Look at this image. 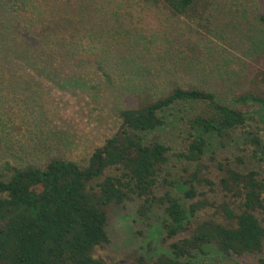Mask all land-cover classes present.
Masks as SVG:
<instances>
[{"label": "trees", "instance_id": "trees-1", "mask_svg": "<svg viewBox=\"0 0 264 264\" xmlns=\"http://www.w3.org/2000/svg\"><path fill=\"white\" fill-rule=\"evenodd\" d=\"M2 1L15 16L13 31L19 30L0 38V49L9 47L2 55L12 53V61L26 65L28 73L37 67L56 79L69 69L71 56L90 54L96 62L88 77L91 81L98 77L101 87L88 84L80 60L75 62L77 69H69L71 75L64 84L105 93L119 85L114 67L108 68L111 60L118 61L120 74H130L122 87L136 102L119 107L116 131L79 160L44 151L40 162L5 161L0 166V264H120L110 263L94 251L109 242V206L134 199L139 200L142 216L155 205L164 206L161 227L166 238L184 235L170 242L168 251L152 264H199L196 254L210 245L233 264L254 254L259 255L258 264H264V168L242 171L218 162L217 184L225 195L220 203L204 197L185 206L169 190L161 195L154 190L172 154L166 142L170 126L179 130L184 142V149L174 155L195 164L183 177L185 198L197 196L195 183L214 185L207 175L208 165L202 162L211 140L225 146L241 128L239 144L249 150L250 157L264 158L260 129L264 128V88L259 86L264 84V58L255 68L257 87L234 92L231 103L218 90L177 81L152 96L148 92L155 83L134 77L136 70L152 74L154 58L176 61L197 54L187 50L196 48L195 27L188 21L200 25L210 0ZM137 5L165 10L182 24L170 32L165 30L161 39L147 40L144 31L135 28ZM258 19L264 25V12L258 13ZM135 45L145 52L136 60ZM174 45L181 46L177 53ZM135 61H140L137 66ZM236 160L241 162L240 157ZM109 169L115 172L107 173ZM207 206L214 210L202 215L200 210ZM137 261L149 264L142 257Z\"/></svg>", "mask_w": 264, "mask_h": 264}, {"label": "rangeland", "instance_id": "rangeland-1", "mask_svg": "<svg viewBox=\"0 0 264 264\" xmlns=\"http://www.w3.org/2000/svg\"><path fill=\"white\" fill-rule=\"evenodd\" d=\"M137 6L133 17L135 28L137 26L141 32L144 31L147 40L161 39L165 30L170 32L174 30V26L182 24L165 10L147 6L140 9L141 6ZM8 11V5H3L0 0V38L6 37L7 32H10L8 35L14 34L15 30L17 34L19 32L18 29L13 31L15 16ZM261 12H264V0H210L206 19L200 25L188 21L195 27L196 32H193L192 38L196 40V48L187 50L196 51L197 54L191 59L186 57L176 61L154 58L151 64L152 74L147 70H136L134 77L139 81L155 83L152 90L147 91L152 96L161 93L166 85L177 81L180 84L195 83L218 90V94L227 95L225 100L231 103L234 92L253 90L258 85L254 79L255 68L264 58V25L258 19V13ZM23 13H20V23L23 22ZM179 48L181 46L174 45V52L177 53ZM4 51L9 52V47L5 45L0 49V166L5 161L10 164L40 162L38 159L44 151L79 160L94 145L101 144L104 138L116 131L119 125L116 114L119 107L126 108L136 102L135 96L122 87L128 82L130 74H120V69L117 70L118 61L111 60L108 68L114 67L113 75L117 77L119 85L110 93L97 91L96 88L93 92L92 89L87 91L89 86L80 90L64 83L66 78H70L69 71L77 69L75 62L80 60L87 70L81 71L88 84L100 88L98 77L93 81L88 77L95 66V56L87 53L71 56L68 63L70 70L61 72L60 78L51 79L37 67L30 69L28 73L26 65L14 63L12 53L4 56ZM134 52L135 60L142 52L145 53L137 45ZM103 62L106 63L105 60ZM139 62L135 61V65ZM259 86L264 88L262 83ZM250 122L248 121L249 124ZM260 129L264 133V128ZM168 132L166 142L171 146L172 154L164 165L154 190L156 195L169 190L185 206L204 197L214 203L225 199L217 184L218 162H228L242 171L264 168V158L250 157L249 150L239 144L243 137L239 128L236 130L235 140L225 146L216 140L210 141L202 162L208 165L207 175L214 185L209 187L203 183H195L197 196L193 199L185 198L183 177L195 168V164L174 155V152L184 149V142L178 129L172 130L170 126ZM236 157H240L241 162ZM113 172L114 169L107 171ZM176 180L177 183L170 185V182ZM177 184L181 185L178 187ZM138 207L137 199L109 206V242L95 249L96 256H101L110 263L121 262L120 264H138L137 258L142 257L144 262L152 264L160 253L168 251L170 242L184 236L179 234L175 238H166L161 227L163 205H155L146 216L138 213ZM213 210V207L207 206L200 213L211 214ZM214 247L210 245L204 253L198 252L195 261L199 264L234 263ZM258 256H244L239 259V264H258Z\"/></svg>", "mask_w": 264, "mask_h": 264}]
</instances>
